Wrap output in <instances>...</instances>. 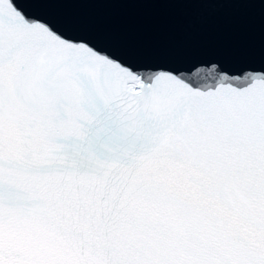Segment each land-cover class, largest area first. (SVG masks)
<instances>
[{"label":"snow or ice","instance_id":"snow-or-ice-1","mask_svg":"<svg viewBox=\"0 0 264 264\" xmlns=\"http://www.w3.org/2000/svg\"><path fill=\"white\" fill-rule=\"evenodd\" d=\"M0 264H264V64L114 59L0 0Z\"/></svg>","mask_w":264,"mask_h":264},{"label":"water","instance_id":"water-1","mask_svg":"<svg viewBox=\"0 0 264 264\" xmlns=\"http://www.w3.org/2000/svg\"><path fill=\"white\" fill-rule=\"evenodd\" d=\"M12 2L65 39L114 59L179 67L200 60L231 68L264 64V0Z\"/></svg>","mask_w":264,"mask_h":264}]
</instances>
